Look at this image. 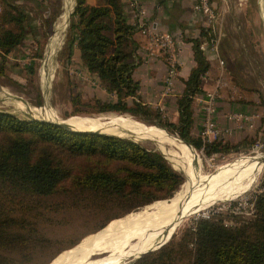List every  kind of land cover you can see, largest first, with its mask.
Masks as SVG:
<instances>
[{
    "label": "trees",
    "instance_id": "obj_1",
    "mask_svg": "<svg viewBox=\"0 0 264 264\" xmlns=\"http://www.w3.org/2000/svg\"><path fill=\"white\" fill-rule=\"evenodd\" d=\"M34 1L37 8L42 6V0ZM100 2L88 5L86 0H76L59 51L60 62L71 66L78 49V72L82 77H88V72L114 95L108 100L95 96L96 112H128L175 134L206 156L240 150L245 141H203L191 133L193 99L204 93L201 76L209 69L208 53L200 48V41L193 40L196 65L176 100L178 119H162L159 110L141 100L139 82L132 76L141 62L132 40L137 28L127 22L120 0ZM0 4L3 54L23 44L26 34L34 35L51 15L38 9L42 19L36 8L17 0H0ZM129 97L134 98L132 105H128ZM80 98L76 94L75 102L80 104ZM183 180L158 150L133 139L73 131L0 110V264L30 260L55 244L40 228L41 222L52 223L53 215L81 210L89 217L100 216L103 222L127 217L135 208L170 198ZM251 204L248 218L235 215L236 220L227 223L222 212L200 218L178 241L171 240L128 264H264V171Z\"/></svg>",
    "mask_w": 264,
    "mask_h": 264
},
{
    "label": "rangeland",
    "instance_id": "obj_2",
    "mask_svg": "<svg viewBox=\"0 0 264 264\" xmlns=\"http://www.w3.org/2000/svg\"><path fill=\"white\" fill-rule=\"evenodd\" d=\"M17 1L34 7V9L36 8L37 16L42 19V15L37 13L38 9H40V11L48 10L51 15L48 20H42V24L37 27L34 35L26 34L25 40H30L28 46H19L20 49L18 47L19 54L24 52L23 56L25 60H23L22 55L16 56L13 52L3 54L2 51H0V110L24 118H27L26 115L28 114L33 116L30 118L43 121H64L70 124V127L77 129V127H73L74 124L72 121L80 118H93L95 115H99L94 108L93 98L98 96L105 100L106 96L99 94L101 89L99 90V88H97L98 83L95 79L86 77V75L82 77V74H80L76 68V64L64 66L63 63L60 62L61 55L59 51L62 48V38L69 24L68 18H66L65 22H63L61 18L62 14L66 11L64 0H42L43 3L40 8H37L36 4L33 2L27 3L24 0ZM228 4L230 5V13L233 17V19L228 20V28L229 30L231 28L234 30L233 34L237 37L236 39L239 40L238 47L247 46L243 48H246L244 57L248 64L246 65L244 63L243 66L236 67V69L240 72V76L244 78L245 85L249 88H253L249 89V98L255 97L256 101L254 102L248 99L250 100L247 102L249 108H247L248 111L246 110V112L254 115V117H252L254 126L251 130L242 131L244 128L239 129L235 127V123L233 124L231 122V127L238 130V132L229 130L226 132V137L222 133L221 138L216 139L222 142H228V144L245 141L244 145L238 151L229 153L219 152L206 156L202 150L196 149L191 145L186 148V153H190L192 147L195 154L198 156V168L201 173H203L204 177L217 175L216 173L219 172L222 167L233 160L235 161V159L254 157L257 153H261V155L264 156V0H228ZM2 10L3 6L0 4V14ZM67 11L71 12L72 10ZM214 11L217 16L215 9ZM220 29H222L223 32L225 26L223 28L220 20L216 19L212 32H214V34L220 33ZM56 35L57 38L53 41V46H48L49 43H52L51 38ZM230 46V44L226 45V47ZM74 74L79 75L80 79L73 77ZM69 76L74 80L69 82ZM230 86L232 85L230 84ZM78 93L81 96L80 104L75 102V96ZM233 94H235V91ZM241 100L243 101V99H240V101ZM128 105H132L130 100ZM31 107H46L48 108V112L40 113L31 109ZM239 108L241 109L242 107L239 106ZM245 109L244 107V110ZM241 110L236 112H244ZM113 114H116V112ZM117 115L123 118L129 115L140 123L158 127L128 112L123 114L118 113ZM162 119L165 118L162 116ZM158 128L164 130L161 127ZM240 130L242 132H239ZM170 135L178 139V136L175 134ZM229 135H232L231 138L228 137ZM125 137L133 139L147 148L158 150L157 147L148 140H140L137 138L135 140V138L131 136ZM179 155L180 154H176L171 157L174 161L168 158V161L174 168H176L177 165L176 161L182 162V157ZM165 157L167 158L166 155ZM191 167H193V164H191ZM263 171L264 167L255 180V183H253L247 191L232 199L216 201L203 210L192 214L189 216L190 218L187 217L183 224L174 230L169 241H178L180 237H182L184 231L193 228L195 226V221L200 218H205L204 216L206 215L212 216L218 212H222L226 216L225 219H227V223L235 221V215L246 218L250 217L252 212L250 210V208H252L251 201L253 199V194L258 192V186ZM178 173H180L185 180L183 173L181 171H178ZM168 198L169 197L163 199L167 200ZM141 207L131 211L137 212L139 211L138 209L142 210L146 206L143 208ZM53 216L52 223L41 222L40 228L44 230L50 238L55 239L56 243L36 254L30 260L18 259L17 264H49L58 258L66 256L72 249L85 242L88 238L126 217L124 214V216L111 217L113 219L111 221L109 219L103 222L100 216L92 215L89 217L87 213L81 210ZM137 257L129 260L125 264L132 262L137 259Z\"/></svg>",
    "mask_w": 264,
    "mask_h": 264
},
{
    "label": "bare ground",
    "instance_id": "obj_3",
    "mask_svg": "<svg viewBox=\"0 0 264 264\" xmlns=\"http://www.w3.org/2000/svg\"><path fill=\"white\" fill-rule=\"evenodd\" d=\"M31 109L40 113L48 112L46 107ZM72 123L77 129L69 127L78 131L83 129L148 140L172 161V156L180 154L182 162L176 161L178 170L175 169L183 173L185 180L167 200L156 201L129 214L49 264H125L165 243L192 214L216 201L232 199L247 191L264 167V156L257 153L254 157L233 160L215 176L204 177L198 168L199 158L193 148L190 153H186L190 145L158 127L140 123L129 115L123 118L108 112L93 118L75 119Z\"/></svg>",
    "mask_w": 264,
    "mask_h": 264
},
{
    "label": "crops",
    "instance_id": "obj_4",
    "mask_svg": "<svg viewBox=\"0 0 264 264\" xmlns=\"http://www.w3.org/2000/svg\"><path fill=\"white\" fill-rule=\"evenodd\" d=\"M24 1H26L27 3L33 2L34 4H36L34 0ZM120 1L127 22L131 26L137 28L132 36V40L137 46L136 54L140 57L141 62L133 70L132 76L139 82L140 98L152 109L159 110L162 113L163 118L171 122H176L178 119L176 100L183 91L184 81L187 79L191 69L196 65L192 51L193 40H199L201 46L202 42L205 39L203 15L193 9L195 0H139V5L144 11V14L142 16H138L139 10L137 9L136 5H133L131 0ZM211 1L214 9L217 12L216 19L220 20L223 28L225 26L223 32L222 29H220V33H218L220 37V57L221 59H223L224 64L223 67L218 66V62L215 59H211L208 56V53L206 55V59L209 63V69L207 70L209 79L204 83L202 82L201 85L204 91H212L216 87V77H221V79H224L226 82V85L222 86L219 89L220 96L217 100L216 111V124H218V126L222 130V133L226 137V132H228L229 130L238 132V130L231 127V122L233 124L234 122L227 119V115L230 113H236V111H240L241 109V111H244L242 113L248 114L246 112L247 108H249V104L247 102H249L250 100L248 99H251L254 102L256 101V99L255 97L249 98V87L245 85L244 78L240 76V72H238V70L236 69V67L243 66L244 63L246 65L248 64V62L245 61L244 57L246 48H243L247 46H239V48V40L236 39V36H234V30H232V28L229 30L228 28V20L233 19L230 13V5L228 4V0ZM75 3L76 0H64L66 11L61 16L63 22H65L66 18H68L69 23V15L73 11ZM86 3L88 5H97L101 2L100 0H86ZM67 10L72 11L69 12ZM141 24H143V26L149 30L167 33L174 38L177 74L174 78L170 93L164 94V78L167 71L164 53H151L148 50L149 36L141 32ZM56 38L57 35L52 37V43H49L48 46H53V41H55ZM63 41L64 36L62 38L61 44H63ZM29 44L30 40L28 41L26 39L23 44L19 46H28ZM228 44H230L231 46L226 47V45ZM18 47L12 52L16 56H23L24 52L19 54ZM203 51L207 52L206 50ZM79 56V50L75 49L72 61L78 66H81ZM23 60H25L24 56ZM84 71L86 70L84 69ZM85 73L88 75V77L90 76L91 78L96 79L94 76L88 74V72ZM238 83L244 86L241 87V85H239ZM230 84L232 86H230ZM97 88H99V90L101 89L99 92L100 95L106 96L105 100L114 98L113 94L106 92V90H104V88L102 87H99V85ZM234 91L235 94H233ZM240 99H243V101H240ZM129 100L130 102H132L134 98H127V102H129ZM135 100H137V98H135ZM239 106H241L242 108L240 109ZM244 107L246 108L245 110ZM192 108L193 127L191 133L192 135H197L200 133L199 130H201L202 128V110L194 100L192 103ZM252 117H254V115H252ZM252 124L253 127L254 122ZM243 125L244 126L241 127L244 128L242 131L252 129V127L248 126L247 123H244ZM242 131L240 130L239 132ZM231 136L232 135H229L228 137L231 138Z\"/></svg>",
    "mask_w": 264,
    "mask_h": 264
},
{
    "label": "built area",
    "instance_id": "obj_5",
    "mask_svg": "<svg viewBox=\"0 0 264 264\" xmlns=\"http://www.w3.org/2000/svg\"><path fill=\"white\" fill-rule=\"evenodd\" d=\"M133 5H136L138 16H142L144 11L139 5V0H131ZM193 9L203 15L204 18V31L205 39L201 44V49L206 50L209 53L211 59H215L218 62V66L223 67L224 61L220 57V37L212 32L216 21V14L211 0H195ZM141 26V32L149 36V48L148 50L153 52H162L165 56V63L167 65V71L164 78V94L170 93L174 78L177 74V63L175 59V41L173 36L167 33L155 32ZM209 79L207 71L202 74L201 81L204 83ZM216 87L212 91H204L203 94H198L194 97V101L200 106L202 110V128L199 136L203 141H212L220 139L222 136V130L216 124V111L217 100L220 96L219 89L226 85L224 79L221 77L215 78ZM227 119L235 123V127L241 128L243 124L247 123L252 127L253 118L252 115L242 112L230 113L227 115ZM208 218L209 215L204 216Z\"/></svg>",
    "mask_w": 264,
    "mask_h": 264
},
{
    "label": "water",
    "instance_id": "obj_6",
    "mask_svg": "<svg viewBox=\"0 0 264 264\" xmlns=\"http://www.w3.org/2000/svg\"><path fill=\"white\" fill-rule=\"evenodd\" d=\"M26 116L29 117V118H30V117H33V116L28 115V114H27ZM53 122L57 123V124H58L59 126H61V127H64V128H67V129H70V130H73V131H78V130L71 129V128L69 127V125H67L65 122H57V121H53ZM81 132H95V133H96L97 131H84V130H82ZM185 143H186V142H185ZM186 144H187V143H186ZM187 145H189V144H187ZM161 154H162V153H161ZM162 155H163V154H162ZM163 156H164L165 159L168 160V158H166L165 155H163ZM172 235H173V234H172ZM172 235L169 237V239L172 237ZM169 239H168L166 242H168ZM166 242H165V243H166ZM165 243H163V244H165ZM163 244H162V245H163ZM162 245H160V246H162ZM160 246H159V247H160ZM157 248H158V247H157ZM155 249H156V248H155ZM153 250H154V249H153ZM139 257H140V256H139ZM137 258H138V257H137Z\"/></svg>",
    "mask_w": 264,
    "mask_h": 264
}]
</instances>
